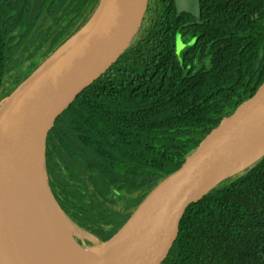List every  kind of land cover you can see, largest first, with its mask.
I'll return each mask as SVG.
<instances>
[{
	"label": "trees",
	"instance_id": "1",
	"mask_svg": "<svg viewBox=\"0 0 264 264\" xmlns=\"http://www.w3.org/2000/svg\"><path fill=\"white\" fill-rule=\"evenodd\" d=\"M101 2L0 0V103L80 36ZM200 9L197 23L174 0H154L135 45L49 132L46 183L80 245H114L179 154L264 80V0H200ZM164 264H264V152L187 206Z\"/></svg>",
	"mask_w": 264,
	"mask_h": 264
},
{
	"label": "water",
	"instance_id": "2",
	"mask_svg": "<svg viewBox=\"0 0 264 264\" xmlns=\"http://www.w3.org/2000/svg\"><path fill=\"white\" fill-rule=\"evenodd\" d=\"M174 4L177 13H189L200 22V0H174ZM153 6L154 0H117L91 33L80 38L86 28L73 47L65 51L75 40L0 103V264H42L27 234L23 210L36 162H44L47 136L79 95L135 45ZM183 46L177 31L176 51ZM263 135L264 80L186 153L179 154V165L152 191L138 225L122 241L120 236L97 264H164L187 206L218 183Z\"/></svg>",
	"mask_w": 264,
	"mask_h": 264
},
{
	"label": "bare ground",
	"instance_id": "3",
	"mask_svg": "<svg viewBox=\"0 0 264 264\" xmlns=\"http://www.w3.org/2000/svg\"><path fill=\"white\" fill-rule=\"evenodd\" d=\"M116 1L108 0V7L97 11L80 38L91 33L105 19L116 5ZM78 40H75L70 46L68 45L65 51L73 47ZM263 151L264 135L234 161L231 169L219 181L242 169ZM58 205L46 184L43 161L39 159L28 185L23 217L27 234L42 264H97L113 250L114 246H110L107 254L102 255L99 248L91 250L88 246L78 244ZM148 206L149 203L146 201L130 217L120 234V241L126 238L138 225Z\"/></svg>",
	"mask_w": 264,
	"mask_h": 264
},
{
	"label": "rangeland",
	"instance_id": "4",
	"mask_svg": "<svg viewBox=\"0 0 264 264\" xmlns=\"http://www.w3.org/2000/svg\"><path fill=\"white\" fill-rule=\"evenodd\" d=\"M108 7V0H102V2H101V5H100V8L98 9V10H100V9H102V8H104V9H106ZM60 52V51H59ZM56 55V54H55ZM31 64H32V60H29V61H27V62H25L22 66H20L19 67V69L17 70V72H10L7 76H6V78H5V80H4V85H3V87L5 88V89H7L8 87H10V86H12L13 85V82L15 81V79L18 77V76H20V75H23L26 71H29L30 69H31ZM43 66V65H42ZM198 66H200V64L198 65ZM32 75V74H31ZM31 75H29L28 77H30ZM27 77V78H28ZM26 78V79H27ZM25 79V80H26ZM24 80V81H25ZM264 152V151H263ZM263 152H261L254 160H252L249 164H247V165H245L242 169H240L239 171H237V172H235V173H233L232 175H230V176H233V175H236V174H239V173H241V172H243L247 167H249ZM43 169H44V164H43ZM44 176H45V172H44ZM230 176H228V177H230ZM45 180H46V176H45ZM47 184V183H46ZM140 209V207L134 212V213H136L138 210ZM66 218V217H65ZM67 220V219H66ZM67 222H68V220H67ZM68 226H69V229L73 232V236L75 237V238H78V241L79 242H81V241H83L84 240V238H85V236L84 235H82V233H81V231L79 230V228L78 227H76L75 225H73V224H71V223H69L68 222ZM81 240V241H80ZM82 246H87L86 244H83L82 243ZM110 247V245H105V244H97V247L95 248V249H97V248H99L100 249V252H101V254L102 255H105V254H107V252H108V248ZM90 248V247H89ZM91 250L93 249V248H90Z\"/></svg>",
	"mask_w": 264,
	"mask_h": 264
}]
</instances>
